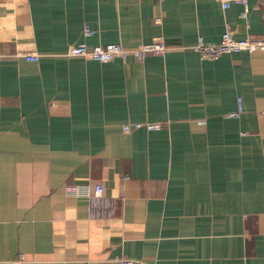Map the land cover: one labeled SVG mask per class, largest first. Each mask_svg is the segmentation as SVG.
<instances>
[{
  "label": "crops",
  "instance_id": "1",
  "mask_svg": "<svg viewBox=\"0 0 264 264\" xmlns=\"http://www.w3.org/2000/svg\"><path fill=\"white\" fill-rule=\"evenodd\" d=\"M249 4L0 0V264H264V51L192 48L263 36ZM159 37L141 61L67 56Z\"/></svg>",
  "mask_w": 264,
  "mask_h": 264
},
{
  "label": "built area",
  "instance_id": "2",
  "mask_svg": "<svg viewBox=\"0 0 264 264\" xmlns=\"http://www.w3.org/2000/svg\"><path fill=\"white\" fill-rule=\"evenodd\" d=\"M224 10L230 8L232 5H239L242 7L241 18L248 20L250 14L249 0H218ZM261 7V21L264 24V0H258ZM157 23H161V19H156ZM94 31L89 28H84L83 36L89 37L94 35ZM195 52L198 53L201 60H218L221 57L236 52L255 53L264 51V35L260 37L248 36L243 39H238L230 26H227L222 34L221 40L215 44H207L202 38L199 39L196 45L192 47ZM168 46L162 37L156 38L152 42L140 43L133 48L123 47L121 44L109 43L105 45H96L90 47L86 43H76L72 45L67 53L69 57H82L96 62H112L116 59L126 60L128 58H134L137 61H141L145 56L149 54L164 55L168 51ZM16 57H23L28 61H38L39 54L31 52H19ZM4 56L0 54V61ZM243 112V105L241 99L238 100V110L229 114V117L239 118ZM264 116V111L260 113ZM146 129L147 131H160L163 129L161 123L147 122V123H128L122 126L123 134L128 135L134 131ZM105 188L103 184H97L94 189V197L99 198L104 194ZM24 256H20L17 263L24 262ZM120 264H142L137 260L123 259L120 260Z\"/></svg>",
  "mask_w": 264,
  "mask_h": 264
}]
</instances>
